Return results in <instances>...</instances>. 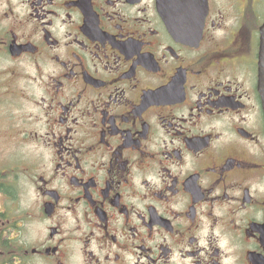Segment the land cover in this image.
I'll return each mask as SVG.
<instances>
[{"label": "flooded vegetation", "instance_id": "obj_1", "mask_svg": "<svg viewBox=\"0 0 264 264\" xmlns=\"http://www.w3.org/2000/svg\"><path fill=\"white\" fill-rule=\"evenodd\" d=\"M0 0V264H264V0Z\"/></svg>", "mask_w": 264, "mask_h": 264}, {"label": "water", "instance_id": "obj_2", "mask_svg": "<svg viewBox=\"0 0 264 264\" xmlns=\"http://www.w3.org/2000/svg\"><path fill=\"white\" fill-rule=\"evenodd\" d=\"M162 12L173 21V9L175 0H159ZM261 47L262 53L259 57V89L263 95V107H264V25L261 29ZM261 95V96H262Z\"/></svg>", "mask_w": 264, "mask_h": 264}, {"label": "bare ground", "instance_id": "obj_3", "mask_svg": "<svg viewBox=\"0 0 264 264\" xmlns=\"http://www.w3.org/2000/svg\"><path fill=\"white\" fill-rule=\"evenodd\" d=\"M261 53H262V47L260 48V56H261ZM260 90V89H259ZM261 91V90H260ZM261 93V92H260ZM262 95V93H261ZM262 99H263V95H262Z\"/></svg>", "mask_w": 264, "mask_h": 264}]
</instances>
